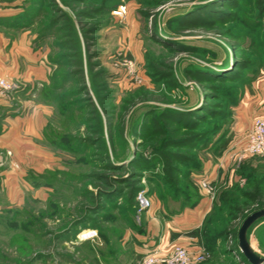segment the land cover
<instances>
[{
  "label": "rangeland",
  "instance_id": "1",
  "mask_svg": "<svg viewBox=\"0 0 264 264\" xmlns=\"http://www.w3.org/2000/svg\"><path fill=\"white\" fill-rule=\"evenodd\" d=\"M262 28L264 0H0V31L37 49L45 67L32 86L40 159L24 172L0 153V264L126 256L169 220L166 251L239 264L227 251L239 250L242 220L213 238L210 212L264 165L244 149L252 119L264 116V65L238 64L264 50ZM140 192L149 208H139ZM193 208L197 225L182 233L179 214ZM246 240L264 258V220Z\"/></svg>",
  "mask_w": 264,
  "mask_h": 264
},
{
  "label": "crops",
  "instance_id": "2",
  "mask_svg": "<svg viewBox=\"0 0 264 264\" xmlns=\"http://www.w3.org/2000/svg\"><path fill=\"white\" fill-rule=\"evenodd\" d=\"M22 41V39L18 41L9 39L0 31V77L16 79L20 84L16 85L11 93L0 94V153L4 155L10 153L11 156L7 157H12L20 170L26 172L32 168L30 165L34 160L40 159L41 154L38 141L41 110L38 103L34 102L32 86L35 81L42 80L45 67L38 50ZM249 110H247L248 114L251 113ZM256 110L258 111L259 108ZM5 169L4 166L0 167V176L8 172ZM0 184L2 185V181ZM191 212L195 213L194 208L184 209L179 214L185 220L183 224H186L185 231H180L182 233L197 225L191 223L192 217L189 216ZM172 222L169 220L162 228L156 225L157 227L152 231L150 228V235L146 240L135 243L131 254L119 257L118 253L112 251L104 257L101 252L95 251L89 264H139V255L149 253L165 244L164 241L170 237ZM83 234L86 233L83 232L81 238H88L83 237ZM66 264L75 263L68 261Z\"/></svg>",
  "mask_w": 264,
  "mask_h": 264
},
{
  "label": "trees",
  "instance_id": "3",
  "mask_svg": "<svg viewBox=\"0 0 264 264\" xmlns=\"http://www.w3.org/2000/svg\"><path fill=\"white\" fill-rule=\"evenodd\" d=\"M260 35L261 37L259 38L261 41L258 43L257 47H261V45L264 44V28H262ZM238 64L240 67L247 65H264V50H258V55L255 60L239 61ZM232 73L227 77H225L226 75H223L225 73H222L217 75L216 78H234ZM261 207H264V165L254 167L248 175L246 174V185L244 188H239L237 185H234L221 192L219 195L218 206L215 208L216 211L213 209L210 212L211 235L213 233V238H219L225 234H228L229 236L230 233H227L228 225H231L232 223L235 225L240 222L244 218L245 211H251L252 208L255 209ZM261 219L264 220V217H261L258 220ZM76 223H78V221L73 223V225ZM212 247L213 246L210 244V249ZM227 252L230 253L239 264H250L237 247L229 246Z\"/></svg>",
  "mask_w": 264,
  "mask_h": 264
},
{
  "label": "built area",
  "instance_id": "4",
  "mask_svg": "<svg viewBox=\"0 0 264 264\" xmlns=\"http://www.w3.org/2000/svg\"><path fill=\"white\" fill-rule=\"evenodd\" d=\"M124 11V7L120 6V8L114 10L113 13L121 15ZM12 88H14V86L7 78L0 77V94ZM244 149L250 154H264V116L257 115L252 119L245 138ZM203 185H205V183H203ZM136 200L140 209L149 208L151 205L149 199L141 192L138 193ZM201 258L202 255L199 254L195 257V260H200ZM193 260V256L186 247L174 245L169 252L166 251L164 247L149 252L142 258L140 264H192Z\"/></svg>",
  "mask_w": 264,
  "mask_h": 264
},
{
  "label": "water",
  "instance_id": "5",
  "mask_svg": "<svg viewBox=\"0 0 264 264\" xmlns=\"http://www.w3.org/2000/svg\"><path fill=\"white\" fill-rule=\"evenodd\" d=\"M261 217H264V208L247 214L242 219L236 233L239 250L250 264H264V258L258 256L246 240V232L248 228Z\"/></svg>",
  "mask_w": 264,
  "mask_h": 264
},
{
  "label": "bare ground",
  "instance_id": "6",
  "mask_svg": "<svg viewBox=\"0 0 264 264\" xmlns=\"http://www.w3.org/2000/svg\"><path fill=\"white\" fill-rule=\"evenodd\" d=\"M87 235H89V237L93 236V232L92 233H87ZM87 235L85 234L83 237H86Z\"/></svg>",
  "mask_w": 264,
  "mask_h": 264
}]
</instances>
